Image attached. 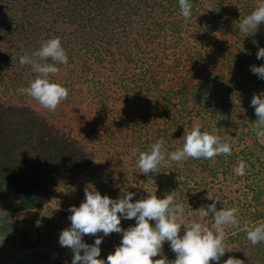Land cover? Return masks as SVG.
Segmentation results:
<instances>
[{"label":"trees","instance_id":"16d2710c","mask_svg":"<svg viewBox=\"0 0 264 264\" xmlns=\"http://www.w3.org/2000/svg\"><path fill=\"white\" fill-rule=\"evenodd\" d=\"M86 1L65 0L64 8L69 9L67 19L72 23L82 22L93 27L98 22L109 24L121 21L122 16H126L128 21L138 14L141 18L133 42L128 41L127 35L117 33L118 37L115 41H107L104 47L106 54L111 46L115 49L124 69L119 76L115 74L114 87L101 88L99 92L101 99L96 106L104 107L105 110L103 116L96 118V122L106 129L117 145L121 142L131 149H136L145 144L148 150L156 140L144 139L148 143L140 144L141 142H136V139L128 142L126 137V134L133 130V125L141 127L146 122L149 124L148 127L158 122L163 123L165 126L160 131L166 137L172 132L175 133L174 136L179 137L181 133L190 131L193 127L187 129L184 123L188 121L180 122L175 118L176 112L180 114L179 119L191 121L188 125L192 124V119L196 117L197 122L201 123L202 132L215 133L221 139L226 137L231 127L238 129L241 125L244 126L257 119L250 101L254 93L259 94L264 90V79L252 73L250 66L264 64V59L256 58L258 49L264 47L262 29L264 23L258 26L257 31L247 36L239 31V23L256 8L260 0H192L191 19L181 16L178 0H154L159 1L156 5L161 9V15L156 19H152L150 11L141 12L138 0L136 2L104 0L103 6L99 7L100 11L90 15L87 13ZM155 48H163L170 57H175L177 64L182 65L171 73L169 86L159 84L156 72H153L150 66L143 64L144 57ZM168 49H171L172 53L168 52ZM96 59L101 61L100 64L105 61L104 57L101 59L97 56ZM110 59L106 58L109 64ZM203 60L207 62L208 71L203 68ZM112 62L115 64L114 60ZM141 65L146 68L143 72L142 69L140 70ZM119 91H123V96ZM161 94L168 103H173L170 108L151 104L152 100L158 101ZM109 98L123 101L131 99L132 105L129 108L144 107L146 104V110L133 114L132 122H123L121 118L111 120V110L104 104ZM234 113L237 116L236 124H240L238 127L233 126ZM153 126L148 131L152 130ZM124 132L126 133L123 134ZM102 145L104 144L99 142L93 147L88 145L87 141L75 138L71 135L69 126L48 118L46 114H42L29 104L20 103L14 98L8 100L0 98V197L16 200L15 209L24 211L48 209L51 197L61 187L71 182L78 184L81 182L80 176L91 167ZM164 151L167 158V154L175 149L169 146L166 150L164 147ZM139 152L132 160L137 169L135 174L139 172L136 166ZM214 158L217 163L220 161L224 163V159L229 156L219 155ZM191 160L190 158L181 162H169V166L158 169V173L150 172L147 176L142 174L144 176L141 183L145 184L146 180L149 182V187L144 189L145 186H138L134 201L154 193L157 198H163L172 191H179V202L190 201L191 196L183 192L181 187L183 180H179V176L183 178L182 169L187 171L186 169L190 167L186 164H190ZM196 161L199 162L201 159H195L193 162ZM250 165L254 167L255 164L251 162ZM250 171H245L247 174L241 177L242 183L246 188L258 183L256 186L259 189L252 198H254L253 203L262 206L264 191L260 190L259 179L253 175L254 171ZM89 179V182H83V189H91L93 185L100 188L103 195L109 197L112 193L118 195V192L110 187L113 177L109 173L99 172ZM139 181L136 179V183ZM248 207H250L249 203L246 207L242 206L238 210V215L242 218L248 216ZM57 214L59 216L57 222L70 221L68 217L71 213ZM208 219L212 220L211 217ZM53 222V220H45L47 226H51ZM131 222L135 223V220L122 218L121 227L124 229L130 227ZM262 222L264 223L263 220ZM149 223L154 226V221ZM243 225L242 222L240 229H243ZM0 228L12 243L17 237L23 238L26 243L31 242L28 228L20 231L10 228L5 220L0 221ZM182 228L184 227L181 226L180 236L184 233ZM55 231H58L56 235L59 238L61 231L59 229ZM91 237L94 241L95 237ZM115 237L121 241L122 233H116ZM247 240L242 244L239 243L241 248L246 249V255H250L255 247L264 246V243L252 245ZM61 248L63 253L67 247L61 246ZM159 255L168 261L176 258L167 241L162 245ZM221 259L225 261V258H220V261ZM220 261H212L210 264H218ZM57 263L62 264L61 261Z\"/></svg>","mask_w":264,"mask_h":264},{"label":"rangeland","instance_id":"374dc122","mask_svg":"<svg viewBox=\"0 0 264 264\" xmlns=\"http://www.w3.org/2000/svg\"><path fill=\"white\" fill-rule=\"evenodd\" d=\"M103 1L87 0V13L90 15L99 12V7L103 6ZM114 1L117 2V0ZM133 1L136 2L137 0ZM137 3L139 4L138 7L141 8V12L146 10L152 12V19H156L161 15V9L156 5L159 1L138 0ZM64 6H66L65 0H0V98L3 100L14 98L20 103L31 105L37 111L46 114L48 118L69 126L71 135L79 140L87 141L88 145L95 147L99 142L104 145L99 148L97 158L91 167L84 175L80 176L81 182L79 184L71 182L61 187L51 197L48 209L37 211L15 209L16 200L0 197V221L5 220L9 223L10 228L13 227L19 231L28 228L31 238V242L26 243L23 238L17 237L15 242L12 243L6 237L4 230L0 228V264H58L57 261H61L62 264H71L73 252L71 249L66 248L62 253L56 235L58 231H55V229L62 231L70 227L71 222L68 220L57 222L59 219L57 213H70L69 206L78 207L80 205L85 199L82 184L83 182H89L90 176L93 177L96 173L102 172L109 173L113 177L110 181V187L113 191L116 190L115 192H118V195L112 193L110 195L112 199L122 197L125 192L136 193V189L140 185L145 186L144 189L149 187V182H146V180L145 184L141 183L143 173L137 171V174H135L137 169L132 162L133 156L131 155L133 149L121 142L118 143L120 146L117 145L115 139L109 136L106 129H103L96 122V118L103 116L105 110L104 107L96 106L101 99L99 93L101 88L114 87L115 74L119 76L122 69H124L115 49L111 46L106 54L104 47L107 41H115L118 37L117 33L127 35L128 41L133 42L141 18L138 14L128 21L126 16H122L121 21L110 22L109 24L98 22L91 27L82 22L72 23L67 19L69 9L68 7L65 9ZM106 16L108 17V15ZM262 29L264 30V24ZM110 33L112 35L108 36L107 34ZM53 37L60 38L62 47L66 50L68 64L58 65L60 72L55 76H50V80L66 87L68 97L60 103L55 112H50L32 97L19 92V89L28 87L37 75L32 71L30 65L21 66L19 57L24 55L25 52L31 54L38 50L43 41ZM168 52L172 53V50L168 49ZM97 56L101 59L104 57V63L100 64L101 61L96 59ZM106 58H111L110 64L106 62ZM113 60L115 64H113ZM48 62L51 63V61ZM206 63L203 60V68L208 71L209 68H207ZM143 64L150 66L151 70L156 72L159 84L165 86L171 84V73L181 65L180 63L177 64L175 57H170L163 48H155L152 52H149V55L144 57ZM142 66L140 70L142 69L143 72L146 68ZM119 93L123 96V91H119ZM138 95L141 96V94ZM131 102V99L123 101L122 99L109 98L104 104L111 110V120L121 118L120 120L123 122H132L133 114L145 111L146 104L144 107L131 106L132 108H129L132 105ZM151 104L165 106L168 109L173 103H168L161 94L159 100H152ZM134 105L137 106V104ZM179 117V112H176L175 118H178L180 122L188 121L184 123L187 129L194 127L196 124H201L197 122L196 117L192 119L193 123L189 125L190 120H181ZM255 121L246 123L244 126L237 125V116L234 113L233 126L240 127L238 129L231 127L226 137L222 138V140L231 144L232 154L229 158L224 159V163L222 161L217 163L215 158L201 159L199 162H193L195 159H192L189 162L190 164H186L190 168L186 169L187 171L182 169L181 176L183 178L179 176V180H183L181 181V187L184 193L191 196L190 201L182 203L185 208L186 223L192 219L200 220L195 211L201 206L207 207L208 203L213 202L212 199L219 200L216 203L217 210L232 207L240 210L242 206L246 207L249 203L248 216L242 218L237 212L239 224L243 222V224H248L251 227L263 223L264 204L262 206L256 205L253 203L254 198H252L259 189L256 186L258 183H251L252 186L246 188L242 183L243 179L241 180L243 175L236 176L234 173V168L243 161L246 165L245 171H254L253 175L259 179L260 190L264 191V143L258 141L255 136ZM95 124H97L96 128H94ZM148 125L147 122L142 125L144 127H134L133 125V130L126 134L128 142H133L136 139V142L143 144L148 143L144 139L157 140L162 138L165 142V150L169 146L174 148L175 151L182 147L184 133L177 137L172 132L171 135L166 137L160 131L165 126L163 123L158 122L156 125H152L153 129L150 131L148 130L152 126L148 127ZM134 129L136 130L134 131ZM229 137H231L230 140ZM111 144L115 145L111 146ZM136 149L137 152L140 150L147 151L145 144ZM245 152L246 154H244ZM251 162L255 164L254 167L250 165ZM136 179L140 181L136 183ZM91 189H95L103 195L100 188L92 185ZM237 197L239 199H236ZM134 199L135 197H133L132 202H135ZM50 212L52 213L50 214ZM46 219L53 220V223L56 222L55 226H53V223L51 226H47L45 224ZM200 222L211 227L212 220L206 217ZM131 224L132 226L135 225L134 222H131ZM225 231L226 244L232 251L226 252L221 258L227 260L231 256L243 260L244 264H264V246L255 247L250 255H246V249L240 246L247 240L246 232L240 227L234 229L230 226L226 227ZM97 235L102 237V243L99 246L101 252L98 258L106 261L107 256L115 251L121 241H118V238L115 237L116 233L108 236H104L103 233ZM82 239L87 244L94 243L90 235H87V237L85 235ZM233 240L237 242L234 243ZM247 241L251 244L249 240ZM160 258L163 257L157 255L152 259ZM223 262L221 259L218 264H223Z\"/></svg>","mask_w":264,"mask_h":264},{"label":"clouds","instance_id":"9594fccd","mask_svg":"<svg viewBox=\"0 0 264 264\" xmlns=\"http://www.w3.org/2000/svg\"><path fill=\"white\" fill-rule=\"evenodd\" d=\"M180 14L185 19H191L192 0H178ZM207 7V6H206ZM209 9H211L209 7ZM264 23V0L239 23V31L244 36L254 33L258 26ZM258 60L264 59V47L256 53ZM48 61H51L49 63ZM21 66L30 65L36 73L28 87L19 89L21 94H26L35 99L44 109L55 112L60 103L67 99L68 89L60 83L50 80L60 72L58 65H67L68 57L62 47L59 37L43 41L38 50L19 57ZM252 73L264 79V64L250 66ZM254 107L255 121L254 132L258 141L264 143V90L259 94L254 93L251 101ZM231 137H229V140ZM164 140L157 139L149 146L147 151H141L136 159V166L140 173L148 175L158 173V169L168 167L169 162H181L188 159H212L219 155L230 156L231 144L221 139L220 136L201 131V126L196 124L190 131L184 133V143L181 148L165 156ZM131 155L137 156V149ZM246 165L242 161L234 168L236 176L245 175ZM135 193L125 192L122 197L112 199L101 195L95 189H84L85 199L77 206H69L71 215L70 227L63 229L59 234V243L73 252L71 264H210L220 261L226 252L232 251L226 244V227L239 228L237 219L238 209L220 208L217 210L213 200L207 207L201 206L196 210L200 220L186 221L185 208L180 201L179 191H172L163 198L154 194L146 198L133 201ZM211 215V227L200 222ZM135 220V225L127 229L121 227V219ZM149 221H154L152 226ZM181 226L184 233L179 235ZM246 238L252 245L264 243V223L249 226L243 225ZM103 233L108 236L112 233H122L121 242L107 260L99 259ZM94 236L93 244H87L82 237ZM167 241L176 258L168 261L165 258L153 260L161 253L162 245ZM82 252V254H81ZM223 264H244L241 259L229 257Z\"/></svg>","mask_w":264,"mask_h":264}]
</instances>
